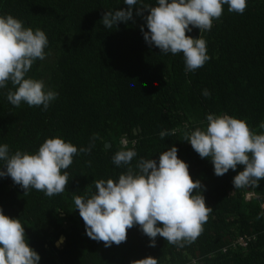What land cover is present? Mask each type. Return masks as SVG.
<instances>
[{
	"label": "trees",
	"instance_id": "obj_1",
	"mask_svg": "<svg viewBox=\"0 0 264 264\" xmlns=\"http://www.w3.org/2000/svg\"><path fill=\"white\" fill-rule=\"evenodd\" d=\"M127 7L123 0H0V15L46 33V57L28 75L58 92L44 111L27 104L14 107L6 99L11 84L0 89V143L8 144L11 153H34L52 137L78 150L94 144L90 153L73 157L61 194L47 197L34 189L24 194L10 177L0 178V208L20 219L39 264H131L147 256L159 264H264V179L256 188L234 189L232 179L242 165L216 176L211 160L184 141L185 131L204 127L210 113L227 114L264 132V0H248L243 14L228 12L225 5L210 31L186 32L202 36L210 56L188 73L182 54L165 55L146 44L140 29L147 31V10L136 14L142 5L133 7L131 20L103 27L106 11ZM204 89L211 93L207 98ZM162 130L174 134L161 139ZM125 139L129 148L135 141L133 167L139 158L155 160L175 146L191 178L204 186L202 195L212 211L193 243L178 247L157 236L155 247H149L138 225L127 230L125 242L110 247L85 234L74 196L88 197L95 181H115L126 170L112 163ZM247 193L253 195L250 200ZM60 236L64 241L56 246Z\"/></svg>",
	"mask_w": 264,
	"mask_h": 264
},
{
	"label": "clouds",
	"instance_id": "obj_2",
	"mask_svg": "<svg viewBox=\"0 0 264 264\" xmlns=\"http://www.w3.org/2000/svg\"><path fill=\"white\" fill-rule=\"evenodd\" d=\"M127 9L106 11L102 25L113 29L118 23L127 22L136 14L143 16L147 31L141 26L146 44L155 46L162 54H182L185 72H195L210 60L207 41L199 35L193 39L187 33L197 28L199 33L210 31L213 21L219 20L227 5V11L243 14L248 0H123ZM49 41L44 31L26 27L10 14L0 15V89L9 84L7 101L14 107L27 104L46 111L58 97V92L46 86L43 79L30 77L28 73L37 61L46 57ZM204 97L211 93L204 89ZM206 125L185 131L188 142L201 158H209L216 176H223L230 169L236 171L232 179L234 189L256 188L264 179V132L256 133L246 121L227 114H207ZM264 129V123L260 125ZM174 132L162 130L164 139ZM97 137H93L95 140ZM128 147L122 141L121 148L112 156L117 167L126 166L114 181L109 178L95 181V192L88 197L74 196L75 209L85 225V234L94 241H102L105 247L119 245L127 239V230L134 226L149 238V247H155L156 237L169 244L184 247L193 243L203 232L212 207L206 206L202 191L204 186L193 180L188 165L177 156L178 149L171 146L159 153L158 159L137 158L135 141ZM94 144L78 148L62 137L46 138L37 151L30 153L16 150L0 143V178L10 177L24 194L30 190L52 197L65 191L69 181L67 169L73 157L90 153ZM259 218V217H258ZM61 243L63 238H61ZM40 256L25 237L19 218H11L0 208V264H39ZM131 264H159L152 256L134 260Z\"/></svg>",
	"mask_w": 264,
	"mask_h": 264
},
{
	"label": "water",
	"instance_id": "obj_3",
	"mask_svg": "<svg viewBox=\"0 0 264 264\" xmlns=\"http://www.w3.org/2000/svg\"><path fill=\"white\" fill-rule=\"evenodd\" d=\"M193 39H196V38L194 37ZM106 146H109V144L106 143ZM61 238H63V241H64V236H60L58 242H56V246H59V245H60V243H61V242H60V241H61Z\"/></svg>",
	"mask_w": 264,
	"mask_h": 264
},
{
	"label": "rangeland",
	"instance_id": "obj_4",
	"mask_svg": "<svg viewBox=\"0 0 264 264\" xmlns=\"http://www.w3.org/2000/svg\"><path fill=\"white\" fill-rule=\"evenodd\" d=\"M252 197H253V195H252L251 193H247V194H246V198H247V200H250Z\"/></svg>",
	"mask_w": 264,
	"mask_h": 264
},
{
	"label": "built area",
	"instance_id": "obj_5",
	"mask_svg": "<svg viewBox=\"0 0 264 264\" xmlns=\"http://www.w3.org/2000/svg\"><path fill=\"white\" fill-rule=\"evenodd\" d=\"M239 243H240L241 245H244V244H245L244 241H243L242 239L239 240Z\"/></svg>",
	"mask_w": 264,
	"mask_h": 264
},
{
	"label": "flooded vegetation",
	"instance_id": "obj_6",
	"mask_svg": "<svg viewBox=\"0 0 264 264\" xmlns=\"http://www.w3.org/2000/svg\"><path fill=\"white\" fill-rule=\"evenodd\" d=\"M60 238V237H59ZM59 240V239H58ZM58 240L56 241V242H58ZM56 242H55V244H56ZM61 244V243H60ZM60 246V245H59Z\"/></svg>",
	"mask_w": 264,
	"mask_h": 264
}]
</instances>
